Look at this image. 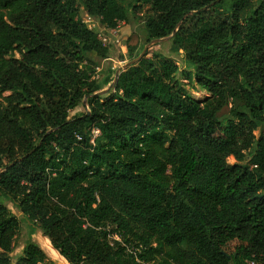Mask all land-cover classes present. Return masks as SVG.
Returning a JSON list of instances; mask_svg holds the SVG:
<instances>
[{
    "label": "trees",
    "instance_id": "16d2710c",
    "mask_svg": "<svg viewBox=\"0 0 264 264\" xmlns=\"http://www.w3.org/2000/svg\"><path fill=\"white\" fill-rule=\"evenodd\" d=\"M145 4L147 41L171 35L205 99L157 51L95 94L111 46L81 8L117 29ZM6 201L68 264H264V0H0V264H13ZM15 264L51 260L30 241Z\"/></svg>",
    "mask_w": 264,
    "mask_h": 264
},
{
    "label": "rangeland",
    "instance_id": "374dc122",
    "mask_svg": "<svg viewBox=\"0 0 264 264\" xmlns=\"http://www.w3.org/2000/svg\"><path fill=\"white\" fill-rule=\"evenodd\" d=\"M148 5H143L142 11L134 13L130 16L128 23L122 22L117 30L113 34L107 33V39L112 44L110 47V54L105 59H96L95 66H98L101 70L99 82H105L106 78L110 80V83L105 84L99 93L101 98L104 99L109 93L112 92L113 86L111 83L115 79L117 70L124 67L129 61L137 58L145 46H148L146 53L148 56L152 55L155 51L172 58L178 65V72L175 74V80L182 85V87L189 92L194 98L198 100L205 99L209 93L202 90L196 83L194 74V67L188 63L181 52L177 53L173 50L171 35L162 38L159 41H147V32L145 29V13L148 12ZM81 15L83 18H88L85 10L81 8ZM92 18V17H91ZM93 19V18H92ZM96 22V21H95ZM102 26V25H101ZM103 27V26H102ZM97 31L106 35L104 27L97 28ZM19 57L18 53H15ZM115 72V74H114ZM185 72L192 74V79L186 78ZM114 74V78H112ZM7 94V93H6ZM89 106L87 98L85 97L82 103L73 110L71 113H83L88 111ZM229 114V106L223 108L220 115L226 116ZM260 130H257L255 134L259 135ZM229 163H235L234 157H229L227 160ZM11 211L19 220L20 228L16 235L14 249L9 253L12 258V263L15 264L17 259L24 255L26 244L30 241L37 242L40 247L45 251L48 258L51 260V264H68L66 259L60 255V253L53 247L50 239L44 236L42 231L35 226V224L25 216L17 207L11 202H5Z\"/></svg>",
    "mask_w": 264,
    "mask_h": 264
},
{
    "label": "built area",
    "instance_id": "2783aa9c",
    "mask_svg": "<svg viewBox=\"0 0 264 264\" xmlns=\"http://www.w3.org/2000/svg\"><path fill=\"white\" fill-rule=\"evenodd\" d=\"M92 18H91V16H88V18H83V19L88 24V27L90 29H93L97 33L99 39H101V41L103 42L104 45H110L111 46L112 44L107 39V33L108 34H113L117 29H108L107 27H105L104 25H102L97 19H95V18L92 19ZM101 25L104 27L105 30H107V31H105L106 35L103 34L104 31L102 33H100V32L97 31V28H100V27L103 28ZM100 75H101L100 68L98 66H95V73L93 75V78L100 79ZM92 132H93L94 136H98L100 134V130L98 128H94L92 130ZM77 138L78 139H81V136L80 135H77ZM251 263H253V262H251Z\"/></svg>",
    "mask_w": 264,
    "mask_h": 264
},
{
    "label": "water",
    "instance_id": "95a60500",
    "mask_svg": "<svg viewBox=\"0 0 264 264\" xmlns=\"http://www.w3.org/2000/svg\"><path fill=\"white\" fill-rule=\"evenodd\" d=\"M176 30H177V29H176ZM161 39H162V38L154 39L153 41H159V40H161ZM147 48H148V46H145V48L142 50V52L140 53V55H139L137 58H135V59L129 61L127 64L124 65V67H125L126 65H128V64L135 63V62H137L139 59H141V58L146 54V50H147ZM119 70H120V69H119ZM119 70H117L116 75H115V79H114V81L111 83V86H114V83H115V81H116V79H117V77H118V74H119ZM100 92H101V91H98V92H96L95 94H99ZM86 98H87V96H86Z\"/></svg>",
    "mask_w": 264,
    "mask_h": 264
}]
</instances>
